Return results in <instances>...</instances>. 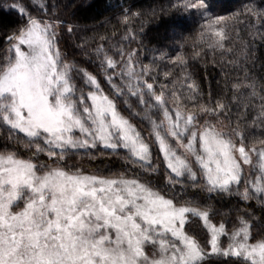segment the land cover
Wrapping results in <instances>:
<instances>
[{"label": "snow or ice", "instance_id": "1", "mask_svg": "<svg viewBox=\"0 0 264 264\" xmlns=\"http://www.w3.org/2000/svg\"><path fill=\"white\" fill-rule=\"evenodd\" d=\"M55 8L0 3L17 17L0 19V264H264V76L253 54L264 8L170 0L179 15L153 35L168 9L135 29L142 13L123 8L119 42H71L94 71L61 44L86 27ZM187 23L197 24L191 56L164 42L186 39ZM206 53L221 56L226 82L205 100L188 66ZM110 156L128 167L83 164Z\"/></svg>", "mask_w": 264, "mask_h": 264}, {"label": "trees", "instance_id": "2", "mask_svg": "<svg viewBox=\"0 0 264 264\" xmlns=\"http://www.w3.org/2000/svg\"><path fill=\"white\" fill-rule=\"evenodd\" d=\"M14 3L15 0H0V3ZM47 5L49 6V11L51 12V5L55 4V13L56 15L61 18L65 19L69 22H75L78 23L81 26L86 27V31H81L77 34L76 37H67L65 36V40L61 41L62 46H66L71 58L72 56L76 57L77 63L80 66L86 67L89 69V71H94V68L91 64H88L84 61V59L80 56L78 52L73 50L71 47V42L74 41L75 43H79V37H88L91 38L93 36L98 37L101 35H107L110 40L106 42V47L108 46V43H117L121 40V36L123 32L125 31L124 26L120 23V18L123 15L122 9L123 8H130L132 12L139 11L142 13V16L140 20H133L132 26L135 29H139L141 27V20H149L150 14L152 9H159L166 8L168 9L167 15L164 17H161L159 20L160 27L157 29L156 24L157 21H152L148 27L146 28V31H149L150 35L155 34L157 31L163 33L164 28L167 26V24L171 21V19L175 18L179 15V13L175 12L170 8V0H45ZM255 3L257 7L264 8V0H220V4L222 5L221 9H218V11H223V9H227L228 11H234L236 9L242 8L245 4H251ZM0 19H2L5 22L8 21H16L17 17L16 14L13 13L11 16H8L4 13H0ZM11 26V25H9ZM113 33H115V36H113ZM182 39L181 36H176L174 38H169L168 40H165V43H173L174 41L179 43H184V52L185 54L191 56V53L193 52V43L196 42L197 39V24L196 23H187L182 30ZM242 36H244V33H242ZM68 41V44L66 45L65 42ZM152 44H156V40H152ZM93 46H95V42L93 43ZM0 47H2V41H0ZM126 48H135L137 45L135 43H132L130 45L125 44ZM203 48V45H200V49ZM197 49V50H200ZM170 53V55H175L177 51H179V48L173 49H167ZM253 54L255 57V74L260 77L264 76V41H260L257 39L255 41V47L253 49ZM232 56H225V60L232 59ZM151 56L149 55L148 59H144L143 56H141V60L143 63L147 64L150 62ZM213 56L211 53H206L202 55L200 58L196 60H190L188 70L191 72L193 78L196 80V82L200 85L201 90L205 94V100L207 99V91L209 84H211V88L214 94V98H216L217 94L220 93L223 85L225 84V74L221 71V56L217 54L215 56L216 63L213 64ZM169 66H165L164 64H161L160 71H161V81H163L162 78V72L167 71L169 69ZM176 75H179L177 72ZM237 74L235 72H230L229 77H235ZM175 78V77H173ZM219 82V84L217 83ZM231 93H227V98H230ZM135 102L133 101V104ZM128 113L125 112V115ZM253 115L255 113H252ZM251 119V117H249ZM134 123L139 124L140 122L137 119L133 120ZM144 127L145 132H147L146 125H142ZM256 135H260L259 131L256 132ZM0 143H2V138H0ZM121 160L119 158H110L107 160H104L103 163L98 161L90 162L89 160L83 161L84 166L88 169H103L105 166L112 169L117 168H126L128 167L125 165V163H121ZM90 166H88V165ZM107 174V173H102ZM215 203V201H212ZM233 205H235L236 200L233 199L231 201ZM243 207V205H241ZM217 207H221L220 205H217ZM228 205H224V207L221 209L222 211H227ZM219 219V218H217Z\"/></svg>", "mask_w": 264, "mask_h": 264}, {"label": "rangeland", "instance_id": "3", "mask_svg": "<svg viewBox=\"0 0 264 264\" xmlns=\"http://www.w3.org/2000/svg\"><path fill=\"white\" fill-rule=\"evenodd\" d=\"M146 133V132H145ZM120 156L122 157L123 156V153H121L120 154ZM110 158H119L121 161V163H124V161H123V159L122 158H120V157H117V156H110L108 159H110ZM75 159H79V157H76ZM87 161L88 159L87 158H84V160L83 161ZM105 160H107V159H105ZM86 165H88V164H86ZM88 166H90V165H88ZM88 168V167H87ZM112 171H124L125 170V168H117V169H114V168H112L111 169Z\"/></svg>", "mask_w": 264, "mask_h": 264}]
</instances>
